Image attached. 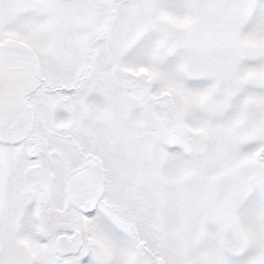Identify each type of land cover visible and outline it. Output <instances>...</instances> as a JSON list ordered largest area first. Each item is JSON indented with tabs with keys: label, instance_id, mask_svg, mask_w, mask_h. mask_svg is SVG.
Returning <instances> with one entry per match:
<instances>
[{
	"label": "snow or ice",
	"instance_id": "obj_1",
	"mask_svg": "<svg viewBox=\"0 0 264 264\" xmlns=\"http://www.w3.org/2000/svg\"><path fill=\"white\" fill-rule=\"evenodd\" d=\"M0 264H264V0H0Z\"/></svg>",
	"mask_w": 264,
	"mask_h": 264
}]
</instances>
